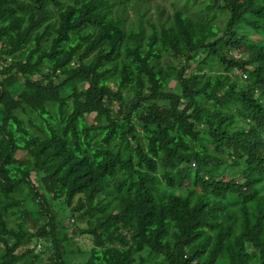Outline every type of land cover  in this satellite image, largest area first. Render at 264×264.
<instances>
[{
    "label": "trees",
    "instance_id": "obj_1",
    "mask_svg": "<svg viewBox=\"0 0 264 264\" xmlns=\"http://www.w3.org/2000/svg\"><path fill=\"white\" fill-rule=\"evenodd\" d=\"M182 1L145 35L114 0H0V264H66L58 200L82 264H264V0Z\"/></svg>",
    "mask_w": 264,
    "mask_h": 264
},
{
    "label": "rangeland",
    "instance_id": "obj_2",
    "mask_svg": "<svg viewBox=\"0 0 264 264\" xmlns=\"http://www.w3.org/2000/svg\"><path fill=\"white\" fill-rule=\"evenodd\" d=\"M211 2L212 0H196V5H193L190 8L188 14L191 17H196L202 12L204 6ZM114 3V10L123 15L126 20L127 30L130 27L133 31L142 30L145 35L150 33V25L158 27L160 25L167 24L174 10L181 9V7L184 5V1L180 2V0H129V2L122 7L118 4L119 0H114ZM202 14H204V12ZM224 20L225 17L219 15L213 20V23H215L218 27H222ZM250 38L253 41L257 40V37L254 35H250ZM233 56L238 57L236 53H233ZM203 57L204 54L200 52V55L190 62L188 73L201 69L199 62ZM163 63L166 66L172 65L176 66L177 68H180L183 65V62L180 63L179 60L170 56L164 57ZM230 77L232 79H236L238 83L247 81V78L238 70L230 72ZM168 81V89L174 90L176 87L175 80L170 78ZM191 168L194 169V165H191ZM219 174H223L225 180L230 179L231 176L228 168L226 167L221 168L219 170ZM32 179H34V176H32ZM25 208L29 210L27 216L22 219L20 217V213H16L15 215L10 216V224L13 225L15 222L20 221L25 222L27 226L29 225L32 232L41 226L42 223H39L37 226L33 227L35 215H33L31 212L35 211V205L27 204L26 206L22 207L21 211ZM52 210L57 218L58 225L64 227L63 231L67 234V236L71 237L65 245L66 254L64 255V259L66 264H82L86 260L88 251L92 246L90 236L81 234L79 235L78 233L79 230H82L86 227L85 223L76 221L70 209L66 207L61 200L52 202ZM246 248L248 252L252 251L248 244L246 245ZM26 249L32 251L30 255L32 256L31 261L33 264H54V252L48 239H33L29 244L22 247L19 250V253L26 251ZM219 264L225 263L220 262ZM251 264H256V261H252Z\"/></svg>",
    "mask_w": 264,
    "mask_h": 264
}]
</instances>
